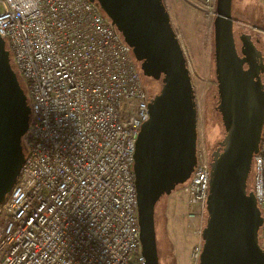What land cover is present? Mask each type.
Returning <instances> with one entry per match:
<instances>
[{
    "label": "built area",
    "instance_id": "built-area-1",
    "mask_svg": "<svg viewBox=\"0 0 264 264\" xmlns=\"http://www.w3.org/2000/svg\"><path fill=\"white\" fill-rule=\"evenodd\" d=\"M0 25L30 108L24 163L0 204V264H145L133 164L150 98L132 49L89 0L32 12L0 0ZM252 174L264 250V129ZM209 181L197 151L184 190L200 213Z\"/></svg>",
    "mask_w": 264,
    "mask_h": 264
},
{
    "label": "water",
    "instance_id": "water-1",
    "mask_svg": "<svg viewBox=\"0 0 264 264\" xmlns=\"http://www.w3.org/2000/svg\"><path fill=\"white\" fill-rule=\"evenodd\" d=\"M97 2L132 49L145 77L161 86L148 103L149 119L135 142V177L141 252L159 264L155 206L184 185L196 165L197 106L181 44L163 0ZM233 0H215L213 59L216 111L224 135L210 155V181L197 264H264L259 233L263 217L249 191L253 159L264 129V56L249 34L239 52ZM30 108L0 37V204L24 163L22 140Z\"/></svg>",
    "mask_w": 264,
    "mask_h": 264
},
{
    "label": "rangeland",
    "instance_id": "rangeland-1",
    "mask_svg": "<svg viewBox=\"0 0 264 264\" xmlns=\"http://www.w3.org/2000/svg\"><path fill=\"white\" fill-rule=\"evenodd\" d=\"M163 2L183 49L194 89L197 106V151L204 153L209 159L224 135L220 116L216 111L217 88L212 25L215 17V0H163ZM233 18L239 47L240 36L249 34L254 41L260 40L258 48L264 56L262 29L264 14L260 5L255 0H233ZM135 63L141 83L151 99L158 93L161 83L145 77L141 72L140 63L136 60ZM10 64L15 72L11 55ZM184 185L176 187L169 196L161 197L155 206L159 264L198 263L193 258L192 251L197 245H202L201 232L205 226L206 212L204 210L200 213L189 205ZM253 185L251 174L249 191H252Z\"/></svg>",
    "mask_w": 264,
    "mask_h": 264
},
{
    "label": "clouds",
    "instance_id": "clouds-1",
    "mask_svg": "<svg viewBox=\"0 0 264 264\" xmlns=\"http://www.w3.org/2000/svg\"><path fill=\"white\" fill-rule=\"evenodd\" d=\"M19 6L26 12L34 11L39 4V0H18ZM3 25H0V30H2Z\"/></svg>",
    "mask_w": 264,
    "mask_h": 264
},
{
    "label": "crops",
    "instance_id": "crops-1",
    "mask_svg": "<svg viewBox=\"0 0 264 264\" xmlns=\"http://www.w3.org/2000/svg\"><path fill=\"white\" fill-rule=\"evenodd\" d=\"M255 1L263 9V14H264V0H255ZM262 29H264V23L262 24Z\"/></svg>",
    "mask_w": 264,
    "mask_h": 264
},
{
    "label": "flooded vegetation",
    "instance_id": "flooded-vegetation-1",
    "mask_svg": "<svg viewBox=\"0 0 264 264\" xmlns=\"http://www.w3.org/2000/svg\"><path fill=\"white\" fill-rule=\"evenodd\" d=\"M241 37V36H240ZM235 38H236V36H235ZM240 40V39H239ZM241 42V41H240ZM236 43H237V38H236ZM258 45V44H257ZM237 47H238V50H239V52H240V50H241V46L239 47V45H238V43H237ZM264 80V79H263Z\"/></svg>",
    "mask_w": 264,
    "mask_h": 264
},
{
    "label": "trees",
    "instance_id": "trees-1",
    "mask_svg": "<svg viewBox=\"0 0 264 264\" xmlns=\"http://www.w3.org/2000/svg\"><path fill=\"white\" fill-rule=\"evenodd\" d=\"M253 190V189H252Z\"/></svg>",
    "mask_w": 264,
    "mask_h": 264
}]
</instances>
